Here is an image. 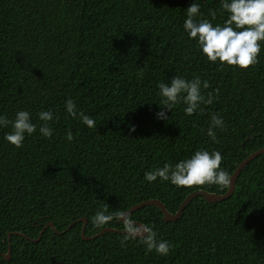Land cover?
Segmentation results:
<instances>
[{
	"label": "trees",
	"instance_id": "16d2710c",
	"mask_svg": "<svg viewBox=\"0 0 264 264\" xmlns=\"http://www.w3.org/2000/svg\"><path fill=\"white\" fill-rule=\"evenodd\" d=\"M192 2L0 0V114L13 119L27 110L37 124L19 148L4 140L10 126L0 128V264H264L262 154L240 172L226 200L197 196L175 222H164L154 205L130 214L168 241L166 256L123 233L81 239V218L87 237L123 230L118 221L93 225L105 204L110 212L126 211L156 199L173 214L194 191L228 189L176 186L159 177L148 182L147 171L204 149L218 150L231 176L264 147V43L246 69L209 62L183 29ZM195 2L197 21L215 26L227 19L220 0ZM174 76L207 80L202 92L212 93L213 102L191 116L178 102L157 118L163 106L157 84ZM69 98L95 128L66 113ZM41 110L54 114L49 138L39 133ZM211 114L224 121L215 141L206 135ZM47 223L56 232L47 227L38 239Z\"/></svg>",
	"mask_w": 264,
	"mask_h": 264
},
{
	"label": "clouds",
	"instance_id": "9594fccd",
	"mask_svg": "<svg viewBox=\"0 0 264 264\" xmlns=\"http://www.w3.org/2000/svg\"><path fill=\"white\" fill-rule=\"evenodd\" d=\"M220 7L227 13L224 23L215 26L207 19L197 21L200 15V4L195 0L187 7V16L183 22V29L189 38H194L201 53L209 62H220L228 66L246 69L255 65L264 43V0H220ZM210 15L215 18V13ZM161 96L160 111L157 118H166L167 111L178 102L183 103L186 115H193L201 110L202 105L213 102L212 93L205 96L202 89L209 88L207 80L199 76L191 80L183 76H174L168 83L157 84ZM65 111L71 117H79L88 128H95L96 122L82 110H79L72 99L65 101ZM37 117L42 123L39 133L49 138L53 128L49 122L54 120L50 110H41ZM11 130L4 135V140L11 145L21 147L26 135L37 131V124L31 119L27 110H18L13 119L0 114V128L9 127ZM224 121L218 114H211L206 135L213 141L216 139L214 129L223 128ZM134 130V126L132 129ZM66 139H73L71 131L66 132ZM223 157L218 150H197L189 158L173 164L165 163L145 173V180L153 182L159 177L161 181H169L176 186L191 187L193 185H217L229 188L230 174L221 167ZM118 221L123 228L125 240L140 239L149 251L155 250L159 255L166 256L171 245L166 240L157 239V232L153 226L138 224L131 215L123 210L110 212L108 205L97 211L92 217L95 227L102 228L109 222Z\"/></svg>",
	"mask_w": 264,
	"mask_h": 264
},
{
	"label": "water",
	"instance_id": "95a60500",
	"mask_svg": "<svg viewBox=\"0 0 264 264\" xmlns=\"http://www.w3.org/2000/svg\"><path fill=\"white\" fill-rule=\"evenodd\" d=\"M243 146V145H242ZM264 155V147L260 148L259 150H257L256 152L250 154L247 158H245L234 170L233 174L231 175L230 178V183H229V188L227 189V191L224 194H220V195H216L214 193H208L206 191H202V190H198V191H194L192 193H190L189 195L186 196V198L181 202V204L178 207V210L171 214L169 213L164 205L156 200V199H151V200H147V201H143L140 203H137L135 205H133L132 207H130L129 209H127L125 212L131 214L132 212L143 208L145 206H150V205H154L156 207L159 208V210L162 212V220L164 222H175L177 220H179L183 214L184 209L190 204V202L197 196H201L204 198L205 201H207L208 203H214V202H221L223 200L228 199L234 192L235 190V185H236V181L237 178L239 177L240 172L245 168V166L254 158H256L259 155ZM78 222L82 223V227H81V239L84 241H88V240H93L95 238H97L98 236L107 233V232H114V233H123V230H118V229H113V228H104L102 229L99 233L93 235V236H85V227L87 225V220L85 218H81L80 220H78ZM141 224V223H138ZM71 226V225H70ZM70 226H68L67 230L70 228ZM50 227L54 230L52 223H47L44 228L40 231L39 237L38 239L41 237V234L43 233V231L47 228ZM56 232V230H54ZM61 234V233H59ZM11 234H8V239L10 238ZM37 239V240H38ZM10 257V242L8 244V249H7V253L4 255L5 259H9Z\"/></svg>",
	"mask_w": 264,
	"mask_h": 264
}]
</instances>
